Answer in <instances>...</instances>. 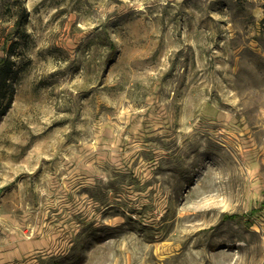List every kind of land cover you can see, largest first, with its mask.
<instances>
[{
	"label": "rangeland",
	"instance_id": "obj_1",
	"mask_svg": "<svg viewBox=\"0 0 264 264\" xmlns=\"http://www.w3.org/2000/svg\"><path fill=\"white\" fill-rule=\"evenodd\" d=\"M0 264H264V0H0Z\"/></svg>",
	"mask_w": 264,
	"mask_h": 264
},
{
	"label": "trees",
	"instance_id": "obj_2",
	"mask_svg": "<svg viewBox=\"0 0 264 264\" xmlns=\"http://www.w3.org/2000/svg\"><path fill=\"white\" fill-rule=\"evenodd\" d=\"M12 61L9 59L3 60L0 63V115L4 112L6 103L4 99L10 98L12 94V83H11V75H12ZM10 100L8 99L7 102Z\"/></svg>",
	"mask_w": 264,
	"mask_h": 264
}]
</instances>
